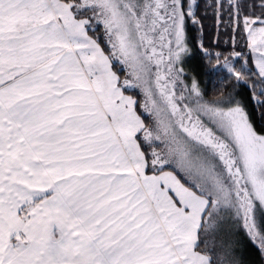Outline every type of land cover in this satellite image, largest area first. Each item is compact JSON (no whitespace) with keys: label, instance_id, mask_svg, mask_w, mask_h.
I'll use <instances>...</instances> for the list:
<instances>
[{"label":"snow or ice","instance_id":"6c2138e0","mask_svg":"<svg viewBox=\"0 0 264 264\" xmlns=\"http://www.w3.org/2000/svg\"><path fill=\"white\" fill-rule=\"evenodd\" d=\"M0 264H264V0H0Z\"/></svg>","mask_w":264,"mask_h":264}]
</instances>
